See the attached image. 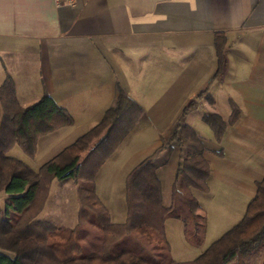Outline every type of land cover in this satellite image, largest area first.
I'll return each mask as SVG.
<instances>
[{
    "label": "crops",
    "instance_id": "crops-1",
    "mask_svg": "<svg viewBox=\"0 0 264 264\" xmlns=\"http://www.w3.org/2000/svg\"><path fill=\"white\" fill-rule=\"evenodd\" d=\"M218 34L225 37L219 75ZM8 77L20 105L47 93L75 121L39 139L43 155L34 170L99 123L120 86L144 115L103 164L116 189L151 152L174 144L175 129L190 125L186 116L199 110L238 112L222 142L205 153L212 170L206 194L243 214L264 178V0H77L75 6L0 0V86ZM150 114L173 117L160 128L145 124ZM149 125L156 138L123 158L132 137ZM219 149L222 155L213 153ZM96 191L110 210L97 185Z\"/></svg>",
    "mask_w": 264,
    "mask_h": 264
},
{
    "label": "trees",
    "instance_id": "trees-1",
    "mask_svg": "<svg viewBox=\"0 0 264 264\" xmlns=\"http://www.w3.org/2000/svg\"><path fill=\"white\" fill-rule=\"evenodd\" d=\"M224 45L225 37L216 35L217 75L225 62ZM0 103V190L8 195L4 208H0V264H254L252 258L264 249L263 178L257 182L256 194L242 220L197 259L180 263L170 257L166 221H182L186 240L195 247L203 246L207 231V219L195 193L209 191L212 170L205 157L208 146L187 124L179 125L172 136L182 154L171 204L163 203L157 171L168 165L172 145H162L127 176V220L123 224L112 222L109 210L97 195L96 174L144 115L141 106L120 86L100 122L38 170L8 152L18 145L29 158H35L39 139L74 126V118L47 93L29 106L20 105L14 81L9 77L0 86ZM237 117V111L228 121L218 114L202 116L213 129L217 143ZM96 153V163L86 168ZM213 153L222 155L223 151ZM80 176L78 226L66 228L39 220L52 180Z\"/></svg>",
    "mask_w": 264,
    "mask_h": 264
},
{
    "label": "rangeland",
    "instance_id": "rangeland-1",
    "mask_svg": "<svg viewBox=\"0 0 264 264\" xmlns=\"http://www.w3.org/2000/svg\"><path fill=\"white\" fill-rule=\"evenodd\" d=\"M37 102V101H36ZM224 104V100H221ZM3 113L2 105L0 103V114ZM202 111H194L189 113L186 118L188 123L192 128L200 135L202 140L206 143L207 146H217L213 129L204 122L202 116ZM172 115H153L150 114L146 118V123L148 121L152 124H156L160 128L166 127L167 124L172 120ZM181 117V116H179ZM185 117V116H184ZM224 120L228 121L230 119V114L222 115ZM143 116L140 120H142ZM139 120V121H140ZM141 122V121H140ZM138 123L135 128H138ZM154 126V125H153ZM150 127V128H149ZM145 126L143 133L141 135L132 137L130 143L125 147L123 158L130 156L133 147L137 146L138 143H143L144 141L151 142L156 138L157 135L154 134L153 128L149 125ZM134 128V129H135ZM134 129L132 131H134ZM133 136V135H132ZM172 140V138H171ZM43 142L40 145V152L35 158H29L23 150L15 145L10 149L8 155L16 157L30 166L37 168L38 162H41L40 158L43 155ZM96 143V140L94 141ZM94 143V144H95ZM93 144V145H94ZM171 142L165 143L163 146L169 147ZM174 149H172L171 157L169 164L163 168H160L157 171V175L161 181L162 186V195L163 203L168 206L172 201V187L175 181L177 170L179 167V151L178 147L175 144H172ZM124 148V147H123ZM210 149V148H209ZM155 151V150H154ZM151 152L150 156L154 153ZM99 154V153H98ZM93 154L90 159L87 161L86 168L89 166H94L97 161L98 155ZM83 158L86 157V153L82 155ZM103 168V169H102ZM102 169V178L99 179V182L96 183L99 188L100 193L103 196L105 201H110L111 209L110 217L112 222L123 224L127 220V204H126V178L125 181L117 180V189L112 186L111 182L113 173L110 172V175H105L103 165L99 169ZM81 176L78 179H69L68 181H60L57 179L52 180L48 195L44 201L42 211L38 214L39 220L48 221L53 223L56 226H63L66 228H76L79 221V212L81 209V201L79 198L78 188L81 182ZM197 201L201 212L205 214L207 219V231L206 238L203 246L195 247L188 243L184 234V225L183 222L177 219H170L165 223V234L170 243L171 251L170 257L180 263L191 262L197 259L204 251H206L215 241L221 238L227 231L233 228L245 213L242 211L239 212L233 207L235 204L225 203L215 194H206V193H195ZM8 195L3 190H0V208H4L5 202ZM228 206V207H226ZM1 251V250H0ZM264 258V249H262L255 257L252 258L254 264H262Z\"/></svg>",
    "mask_w": 264,
    "mask_h": 264
},
{
    "label": "built area",
    "instance_id": "built-area-1",
    "mask_svg": "<svg viewBox=\"0 0 264 264\" xmlns=\"http://www.w3.org/2000/svg\"><path fill=\"white\" fill-rule=\"evenodd\" d=\"M58 6L68 5V6H75L77 0H55Z\"/></svg>",
    "mask_w": 264,
    "mask_h": 264
}]
</instances>
